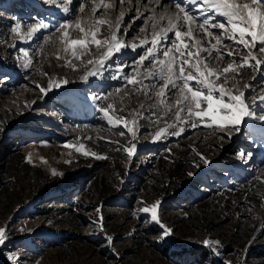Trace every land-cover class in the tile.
<instances>
[{"label":"rangeland","instance_id":"rangeland-1","mask_svg":"<svg viewBox=\"0 0 264 264\" xmlns=\"http://www.w3.org/2000/svg\"><path fill=\"white\" fill-rule=\"evenodd\" d=\"M88 1L71 0L65 16L56 8L50 12L45 0H0V228L6 229L0 264H11L9 256L19 264H264V121L257 118L264 112L255 110L237 133L185 124L179 137L153 142L156 131L175 121V105L163 106L151 117L155 122L138 120L136 140L115 135L126 130L100 119L96 97L114 94L103 104L114 103L110 111L126 119L133 112L147 117L158 98L147 99L130 91L132 86L116 93L123 82L106 79L112 69L83 81L79 61H74L76 71L66 66L70 57L53 26L77 19L80 5ZM132 3L130 9L122 4L113 11L128 13L121 33L130 29L129 42L150 16L145 11L134 19L143 8ZM102 12L96 16L103 18ZM40 20L49 28L28 41L10 31L21 22L26 33ZM27 60L32 64L25 68ZM49 79L69 83L43 94L36 85L46 88ZM240 79L241 88L251 84L246 95L258 101L264 73L246 67ZM130 141L137 145L132 157L123 151ZM81 144L105 158L76 152ZM156 200L161 201L159 219L171 233L167 237L139 212ZM106 236L113 237L111 245Z\"/></svg>","mask_w":264,"mask_h":264},{"label":"snow or ice","instance_id":"snow-or-ice-1","mask_svg":"<svg viewBox=\"0 0 264 264\" xmlns=\"http://www.w3.org/2000/svg\"><path fill=\"white\" fill-rule=\"evenodd\" d=\"M45 2L52 3L53 0ZM119 2L124 4L130 0ZM151 2L163 8V11L157 15L155 9H150L153 15L145 18L144 26L130 38L131 42L127 37L130 29L125 28L121 33L125 13L121 12L115 21L111 19L110 10L116 8L115 0H99L98 3L93 0L90 15L87 17L81 16L70 23L62 21L53 26L54 32L60 34L62 51L70 57L66 60V66L76 71L77 65L74 61L83 65L81 80L88 81L90 77L102 75L104 71L112 69L106 79L123 82V87L117 88L116 93L132 86L130 91L142 93L147 99L158 98L153 111L147 117L133 112L130 113L131 118L126 119L110 111L114 109V103L109 102L106 106L103 104L114 94L96 97L95 99L101 101L96 107L100 119L113 129L122 126L126 130L115 132V135H130L133 141L136 140L140 132L138 120L146 118L150 123L155 122L151 117L163 106L171 108L175 105V121L156 131L153 142L166 138L167 135L179 137L185 131V124L196 128L198 123H203L206 128L215 126L221 131L237 133L241 131L242 123L253 117L255 110L264 112V94L260 95L258 101L255 96L246 95L251 84L245 82L241 88L240 79L242 70L246 67L264 73V57L257 55L264 54V0H168L167 4L163 0ZM173 4L175 12L170 10ZM99 9H104L101 13L103 18L96 16ZM64 11L67 12L68 9L65 8ZM79 11L85 12L84 3L80 5ZM142 15L140 13L134 19H140ZM21 27L22 23L16 22L10 31L23 40L31 39L40 30L48 29L49 24L43 20L36 21L23 34ZM73 31L78 32V35L73 36ZM140 33L144 35L141 36ZM43 39L47 43L50 37L46 35ZM137 40L139 43H136ZM138 48L143 51L137 52ZM127 49L131 52L126 51ZM129 55L132 56L130 61L127 59ZM24 56L27 57L28 53L25 52ZM82 57L88 58L85 60ZM57 58L64 57L58 55ZM31 64L32 61L27 60L24 67L28 68ZM128 67L131 71H125ZM68 83L67 79H49L46 88L40 84L36 87L41 93L47 94ZM250 98L253 100L252 104L248 103ZM257 118L264 121V115ZM171 128L177 130L169 133L168 129ZM261 132L264 134V128ZM129 144L123 151L128 157H132L137 151V145L131 141ZM63 147L74 146L65 143ZM75 151L92 155L96 159L105 158L85 151L83 144L75 147ZM240 152L242 155H251L243 153L242 149ZM201 159L205 164L210 163L203 156ZM160 204L161 201L156 200L141 207L139 212L150 216L151 221L163 230L162 237H167L171 233L159 219ZM95 211L100 213L101 209L97 208ZM99 226L103 231L102 217L99 218ZM105 240L109 245L113 243L112 236H106ZM5 243L6 229L0 228V246ZM212 243L208 239L203 241L209 247ZM211 250L216 255H221L216 248L212 247ZM8 259L11 264H19L12 256Z\"/></svg>","mask_w":264,"mask_h":264},{"label":"bare ground","instance_id":"bare-ground-1","mask_svg":"<svg viewBox=\"0 0 264 264\" xmlns=\"http://www.w3.org/2000/svg\"><path fill=\"white\" fill-rule=\"evenodd\" d=\"M64 2V5H63V7L64 8H70V4H71V0H53V2L51 3V4H49L48 5V10L50 11V12H54V9L56 8V10H57V12H61L63 15H67L66 14V12L64 11V8L62 9V7H58V6H54V4H56V2ZM132 1L133 0H130V2L129 3H124L127 7L126 8H131L132 7V5H133V3H132ZM96 2L98 3L99 2V0H96ZM115 2H116V7L117 6H120V5H122L120 2H119V0H115ZM163 2L165 3V4H167L166 3V0H163ZM52 4H53V6H52ZM92 5H93V0H90V1H88V4L86 5V4H84V7H85V12L84 13H82L81 15H79V16H77V18H80L81 16H84V17H87L88 15H90V10H91V8H92ZM142 5H145L144 7H142ZM136 6L137 7H142L143 9H142V13L143 12H145V11H148L149 13H150V16L151 15H153V12L152 11H150V9H155V11H156V14L158 15L160 12H162L163 11V8H160V7H158L157 5H155L154 3H152L151 2V0H136ZM188 7H191V5H188ZM100 11L102 10L103 12H104V9H99ZM172 12H175L176 11V8H175V6H171V9H170ZM114 9L113 10H110V16H111V19L113 20V21H115L119 16H120V14H119V16H116L115 14H114ZM121 13V12H120ZM125 13V16L128 14L127 12H124ZM124 16V17H125ZM164 23H166V21L164 22ZM43 30H46V29H43ZM28 31V30H27ZM26 31V32H27ZM72 35L73 36H76V35H78V32H75V31H73L72 32ZM29 39H27V38H25V39H23V40H21V41H28ZM136 43H139V41L137 40L136 41ZM150 46V45H149ZM139 49H141V48H138L137 49V51L139 50ZM126 51H128L129 53L131 52V50L130 49H127ZM65 55H66V57H69V55L67 54V53H65Z\"/></svg>","mask_w":264,"mask_h":264}]
</instances>
